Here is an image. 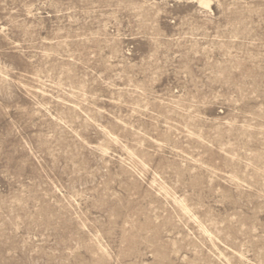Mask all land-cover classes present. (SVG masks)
I'll return each instance as SVG.
<instances>
[{"label": "rangeland", "instance_id": "1", "mask_svg": "<svg viewBox=\"0 0 264 264\" xmlns=\"http://www.w3.org/2000/svg\"><path fill=\"white\" fill-rule=\"evenodd\" d=\"M0 264H264V0H0Z\"/></svg>", "mask_w": 264, "mask_h": 264}]
</instances>
